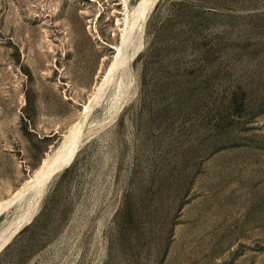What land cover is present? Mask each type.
Listing matches in <instances>:
<instances>
[{"label":"rangeland","instance_id":"obj_1","mask_svg":"<svg viewBox=\"0 0 264 264\" xmlns=\"http://www.w3.org/2000/svg\"><path fill=\"white\" fill-rule=\"evenodd\" d=\"M0 264H264V0H0Z\"/></svg>","mask_w":264,"mask_h":264},{"label":"bare ground","instance_id":"obj_2","mask_svg":"<svg viewBox=\"0 0 264 264\" xmlns=\"http://www.w3.org/2000/svg\"><path fill=\"white\" fill-rule=\"evenodd\" d=\"M143 4H144V2H143ZM128 39H129V37H126V40H128ZM117 60L119 61V59H117ZM113 68H115V67L113 66ZM79 132H77V133L79 134ZM77 133H75V132H74V134L70 133L71 135H69L68 139L64 142V144L62 143L63 145L60 146L61 148H59L58 152L56 151L55 156L52 159L49 158V161L48 162L46 161L43 164V167L40 168V171L38 172V177L36 180L37 185L39 187H42V188H39L40 190L41 189L43 190L44 186L47 185L46 183L48 181L50 182L51 177H53L57 172L63 170L65 167H67L68 164L70 163V161L74 158L77 150H79L78 149L79 148V142H81L79 140V136ZM80 137H82V136H80Z\"/></svg>","mask_w":264,"mask_h":264}]
</instances>
